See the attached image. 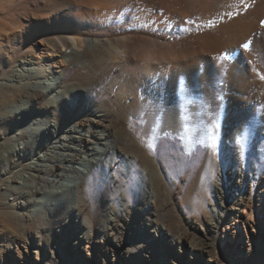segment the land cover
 I'll return each instance as SVG.
<instances>
[{
    "label": "bare ground",
    "instance_id": "6f19581e",
    "mask_svg": "<svg viewBox=\"0 0 264 264\" xmlns=\"http://www.w3.org/2000/svg\"><path fill=\"white\" fill-rule=\"evenodd\" d=\"M57 1L68 6L55 25L65 36L47 38L44 52L29 33L3 38L19 41L5 84L21 102L14 110L37 107L56 126L44 128L43 151L31 161L10 167L0 154V264H142L148 249L158 258L173 244L221 264L208 240L223 220L244 225L254 198L264 207V182L241 197L252 178L242 161L256 176L264 164V0ZM86 26L105 36L85 37ZM70 42L77 50L56 58ZM71 71L86 76L68 79ZM49 80L59 81V100L44 94ZM163 137L205 151L187 171L178 214L166 206L169 174L152 155ZM237 257L231 264H258L264 252Z\"/></svg>",
    "mask_w": 264,
    "mask_h": 264
},
{
    "label": "rangeland",
    "instance_id": "374dc122",
    "mask_svg": "<svg viewBox=\"0 0 264 264\" xmlns=\"http://www.w3.org/2000/svg\"><path fill=\"white\" fill-rule=\"evenodd\" d=\"M67 9V3H64L63 5L57 0H0V27L4 28H0V154H5V160L3 163L10 165V167L15 163L24 164L27 162V160L29 162L32 160V156H29V154L39 155L43 151L42 146L43 143H45V138L47 137V135L44 134L43 130L48 125H52V127L56 126V120L52 118H48L46 120L45 118H43L38 112L37 107L26 106V109L24 110H14L13 106L19 105L21 102L18 98L7 97L6 94H8V92L6 90L7 87L5 84L9 83L8 79L10 78L12 72L18 68L17 62L20 58V54L15 53L13 45L18 44L19 41L13 40L7 42L8 39H3L4 35H12L13 33H17L25 36L26 33H29L30 44L34 49H36V51H41L42 53L44 52L43 48L47 44V40L49 38L55 36H65L63 33H59L57 31L55 25L57 24V20L60 18L64 10ZM3 21L4 24L2 23V25L1 22ZM7 21L9 24L7 23ZM18 24H22L21 27H19ZM10 29H12L13 31H10ZM81 32L87 38H102L105 36V33L103 31H98L90 26H86L81 30ZM70 44L72 46L71 48L60 49V51L56 52V54L58 55H56L55 57L59 59L62 57L61 53L64 52V54H69L71 49L77 50V48L73 46V43L70 42ZM22 51H25V49H22ZM29 55L32 58L36 57L34 52H30ZM9 60L14 61L13 64L8 67L6 63ZM20 69L23 70L22 68ZM85 76V71H78L77 73H75V71H71L68 73L67 78L71 80H77L83 79L85 78ZM48 82L49 85H51L48 87L46 86V88H42L45 92L44 94H46L47 96L53 95L56 99L59 100V96L57 94L60 90L59 81L51 83L49 80ZM102 100V97L97 98V101ZM132 126L134 127V125ZM36 130L41 131V133L33 135V132ZM20 132L26 135V138H23V140L20 139ZM30 134L32 135L31 137ZM22 141L27 142L25 157L22 156V153H20L19 149L23 148V145L21 146L20 144L22 143ZM153 151L152 155L155 156L158 162L160 161L165 166L170 178V180L167 181L166 185L168 191H171L172 200L170 199L169 203L166 206L168 210H173L174 213H177L179 207L175 206L174 203H177V201H180L182 198V192L186 183L185 176L187 174V171L191 170L197 165L198 161L204 155L205 151L200 145H197L191 152L186 151L183 149L178 139H166L165 137L160 138L157 141ZM21 159L23 160V162L21 161ZM242 163L244 167L243 169H249L251 171L250 174L252 177L251 182H248V185L250 184L249 188L244 189V195H241L242 201L245 202L247 201V199H249L250 187L254 188V190L256 191L262 190L261 186L264 182V164L262 165V167L258 171V175L256 176V171L253 170L254 166L247 163L246 160H243ZM15 170L16 169H14L13 171ZM214 179L215 178H213L210 184L207 185V188L215 183ZM100 186L101 185L99 184V182H96L95 179L93 180L92 184H90L89 197L92 202L93 209L94 202L98 197L99 189H101ZM234 200L236 201V204L240 201L238 197L236 199L234 198ZM159 201L161 200L158 197L157 202ZM167 201L168 200L166 198V202ZM257 203L258 201H255L254 198L251 202H248L249 205L245 207L246 214L248 215V220H246V223L244 225H235V221V224L233 223L232 225L231 223L233 221L229 222L225 219L222 222V228L225 231H222L221 228L218 234L213 237L212 240H208L211 242V244L214 243V247H216V251L218 253V261L221 264H231L233 262L235 263L236 261L239 262L237 252L247 254V250L249 248H260L264 252V207L263 205H258ZM134 204L135 202L132 205ZM237 207H239L240 209L243 208V206ZM208 208L213 211V207L209 204ZM216 208L217 207H215V209ZM240 214L242 216L240 219L245 220L246 218L244 214L241 212ZM192 216L204 220V215L192 213ZM227 224H229L228 226L230 227V230H227ZM189 230L193 232L195 231L191 228ZM196 233L201 235V230L198 232L196 231ZM251 236L256 239V244ZM125 245L128 246L127 243H125ZM169 248L170 249H163L161 253H159L161 256H158V258L156 256H152V254H150L151 250L148 249L146 252L148 257L144 259V263L142 264H150L151 261L156 262L153 264H160V262L158 261H161V264H212L210 261H208V253L203 257L190 259V254H184L181 253V251L179 252L178 246H176L175 244L169 245ZM30 256L31 254H29V257ZM14 258H6L5 264L20 263L17 258ZM110 258H112V256ZM161 259L163 260V262ZM258 264H264V259H262V262Z\"/></svg>",
    "mask_w": 264,
    "mask_h": 264
}]
</instances>
